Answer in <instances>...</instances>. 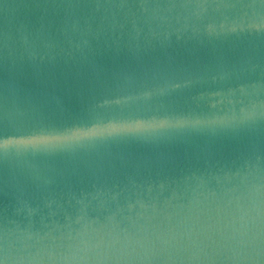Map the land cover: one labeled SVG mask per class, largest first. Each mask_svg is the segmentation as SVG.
I'll use <instances>...</instances> for the list:
<instances>
[{
  "label": "water",
  "instance_id": "95a60500",
  "mask_svg": "<svg viewBox=\"0 0 264 264\" xmlns=\"http://www.w3.org/2000/svg\"><path fill=\"white\" fill-rule=\"evenodd\" d=\"M0 264H264V0H0Z\"/></svg>",
  "mask_w": 264,
  "mask_h": 264
}]
</instances>
